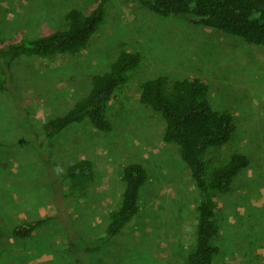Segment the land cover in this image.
<instances>
[{"label": "rangeland", "instance_id": "1", "mask_svg": "<svg viewBox=\"0 0 264 264\" xmlns=\"http://www.w3.org/2000/svg\"><path fill=\"white\" fill-rule=\"evenodd\" d=\"M92 8L88 0H1L0 34L7 43L33 40L62 29L68 11ZM123 49L143 52L145 62L113 96V130L73 125L44 157L50 146L42 125L87 95L92 76L108 71ZM12 74L16 90L0 92V264H185L195 243L198 192L178 148L162 139L163 120L140 103L141 84L161 74L171 82L202 79L213 107L234 115L237 131L222 156L243 153L250 166L231 193L216 198L220 261L264 264V46L110 0L106 27L82 54L49 65L23 58ZM81 159L95 163L96 181L86 197L64 199L59 174ZM129 163L150 175L141 213L101 244L124 190L120 170ZM58 204L71 222L63 213L28 239L13 237L25 220L56 217ZM96 245L100 250L90 253Z\"/></svg>", "mask_w": 264, "mask_h": 264}, {"label": "trees", "instance_id": "2", "mask_svg": "<svg viewBox=\"0 0 264 264\" xmlns=\"http://www.w3.org/2000/svg\"><path fill=\"white\" fill-rule=\"evenodd\" d=\"M109 1L88 0L93 7L90 11H68L64 27L47 36L7 43L0 34V92L12 94L16 90L13 66L23 58L42 59L49 65L58 56L76 57L87 50L94 36L107 25ZM129 1L134 7L164 19L181 18L192 25L241 38L248 44L264 46V0ZM144 62L143 52L123 49L108 71L92 76L87 95L65 114L42 125V139L50 146L44 157H50L53 141L73 125L87 124L100 133H110L113 96L129 85ZM140 103L163 120L162 139L178 148L198 192L195 243L186 255L185 264H231L220 261L222 228L218 223L216 198L231 193L236 178L250 166L249 157L243 153L222 156L237 131L234 115L213 107L210 87L198 77L171 82L168 75L161 74L147 79L141 84ZM59 175L62 185L58 194L64 199L84 198L96 181V166L91 159H81ZM119 177L124 190L119 206L108 214L106 236L100 240L101 244L121 234L141 213L142 192L150 175L142 164L129 163L120 170ZM57 209L56 217L25 220L14 229L13 237L28 239L63 213L71 222L67 207L58 204ZM99 250L100 245H96L89 252L94 254Z\"/></svg>", "mask_w": 264, "mask_h": 264}]
</instances>
